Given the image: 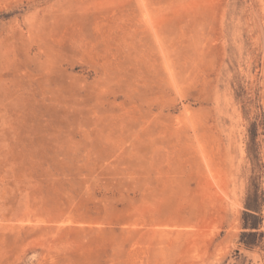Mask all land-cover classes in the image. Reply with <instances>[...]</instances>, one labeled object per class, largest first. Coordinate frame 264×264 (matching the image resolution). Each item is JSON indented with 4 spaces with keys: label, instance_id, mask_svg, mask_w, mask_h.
Listing matches in <instances>:
<instances>
[{
    "label": "rangeland",
    "instance_id": "374dc122",
    "mask_svg": "<svg viewBox=\"0 0 264 264\" xmlns=\"http://www.w3.org/2000/svg\"><path fill=\"white\" fill-rule=\"evenodd\" d=\"M0 264H264V0H0Z\"/></svg>",
    "mask_w": 264,
    "mask_h": 264
}]
</instances>
